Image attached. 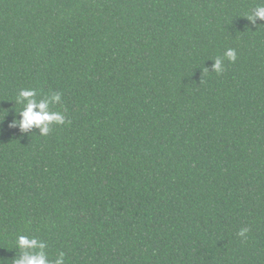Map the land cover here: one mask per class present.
Instances as JSON below:
<instances>
[{"label": "trees", "instance_id": "obj_1", "mask_svg": "<svg viewBox=\"0 0 264 264\" xmlns=\"http://www.w3.org/2000/svg\"><path fill=\"white\" fill-rule=\"evenodd\" d=\"M260 5L0 0V264H264Z\"/></svg>", "mask_w": 264, "mask_h": 264}, {"label": "clouds", "instance_id": "obj_2", "mask_svg": "<svg viewBox=\"0 0 264 264\" xmlns=\"http://www.w3.org/2000/svg\"><path fill=\"white\" fill-rule=\"evenodd\" d=\"M249 19L259 18L264 20V0H261V5L256 7L254 16H249ZM224 55L230 60L235 61L236 53L234 49H227ZM222 70V61L217 58L214 60L213 71L220 72ZM36 92L33 89H21L19 97L26 100V105L19 111L18 126L22 130H28L32 127H39L41 135H47L49 132V125L53 122L64 123V117L59 112H49L46 110L47 104L44 101L37 102L34 97ZM53 101H60V93L52 94ZM34 109H39L38 111ZM248 231L247 228H242L238 235L243 237ZM17 247L21 249H32L45 247L44 242L37 241L35 238H29L24 235L17 237ZM13 264H64V253L61 252L55 261H49L47 256L42 251L26 252L18 259L13 261Z\"/></svg>", "mask_w": 264, "mask_h": 264}]
</instances>
